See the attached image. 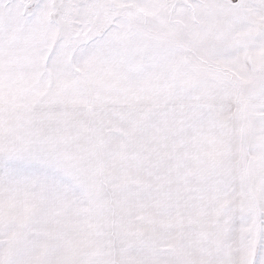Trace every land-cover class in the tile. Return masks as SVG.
Masks as SVG:
<instances>
[{
  "label": "snow or ice",
  "instance_id": "6c2138e0",
  "mask_svg": "<svg viewBox=\"0 0 264 264\" xmlns=\"http://www.w3.org/2000/svg\"><path fill=\"white\" fill-rule=\"evenodd\" d=\"M0 264H264V0H0Z\"/></svg>",
  "mask_w": 264,
  "mask_h": 264
}]
</instances>
